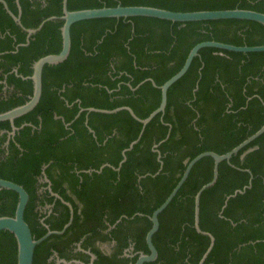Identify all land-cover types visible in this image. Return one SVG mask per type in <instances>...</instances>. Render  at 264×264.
<instances>
[{
	"label": "trees",
	"instance_id": "trees-1",
	"mask_svg": "<svg viewBox=\"0 0 264 264\" xmlns=\"http://www.w3.org/2000/svg\"><path fill=\"white\" fill-rule=\"evenodd\" d=\"M5 1L28 28L50 16L63 15L62 0ZM119 3L175 11L239 7L264 12V0H67V7L78 10ZM62 24L60 19L48 20L27 40V32L0 3V70L6 73L17 67L20 76H30L36 60L61 50ZM213 39L261 45L264 25L242 19L172 22L147 16L93 18L72 25L68 57L44 66L39 102L14 120L15 125L28 122L36 128L26 126L16 137L23 150L13 140L8 154L0 147V178L27 190L30 199L24 217L36 238L46 229L39 228L33 216L34 183L49 160L53 161L45 172L53 188L74 206V223L79 215L74 200L60 188L61 178L68 180L78 200L85 203L82 212L89 215L87 221L91 207L98 202V207L113 203L116 216L125 214L139 222L136 248L149 252L145 241L151 226L149 216L175 187L186 163L203 151L225 153L264 124V51L244 53L214 47L199 50L187 72L170 86L165 111L145 125L126 109L114 113L87 110L126 105L140 118L147 117L161 98L160 89L147 78L163 84L182 67L196 43ZM20 76L15 72L8 75V85L19 91L7 97L1 96L0 84V113L24 104L32 95V80ZM55 114L64 120L56 119ZM65 123L70 126L66 128ZM0 129H10V121H0ZM5 138L0 137V144ZM134 140L137 142L124 152ZM105 157L112 166L95 171ZM213 166L210 156L197 161L159 214V228L152 240L162 264H264V132L234 153L230 163L221 161L215 183L200 196V228L214 237L201 262L210 237L194 226V198L212 179ZM89 168L94 170L76 173ZM90 177L108 190V196L98 197L100 189L96 197L89 192L86 182ZM249 183L244 192L233 195ZM17 201L15 191L1 189L0 216H13ZM68 215L66 210L62 224ZM49 246L47 241L36 246L33 264H46ZM16 253L13 234L0 231V264H16Z\"/></svg>",
	"mask_w": 264,
	"mask_h": 264
},
{
	"label": "water",
	"instance_id": "water-1",
	"mask_svg": "<svg viewBox=\"0 0 264 264\" xmlns=\"http://www.w3.org/2000/svg\"><path fill=\"white\" fill-rule=\"evenodd\" d=\"M0 3L3 4L5 10L13 18V20L25 32H27V40L30 37V35L36 33L46 21L52 19L63 20V24L61 26V38H62L61 50L58 53L48 54L36 60L33 64V72L30 76H28V78H30L33 82L32 95L24 104L18 105L16 107H13L7 111L0 113V121L9 120L11 121L12 124L14 123V119L16 117H19L27 113L28 111L32 110L39 102L42 93V72L44 66L46 64H58L64 61L68 57L71 48V27L74 23L78 21L85 19H93V18H105V17L128 18L131 16H147V17L170 20L172 22H189V21L219 20V19H242V20L256 21L264 25V12H260L253 9H247V8H239V7H235L231 9L228 8V9H214V10L175 11V10H170L155 6L122 5L119 3L116 6H102L98 8L69 10L67 7V0H62L63 15L50 16L47 19L43 20L36 28H28L23 26L20 17L11 11L5 0H0ZM203 47H214V48L225 49L236 52H244V53L264 51V44L249 46V45H235V44L217 41L214 39L204 40L196 43L190 49L182 67L174 75H172L169 79H167L163 84L158 86L151 78H148L149 80L152 81L153 85L157 86L161 90V101L159 106L155 110H153L147 117L140 118L135 114L133 109L129 106H121L114 109L88 107L87 110L89 111L93 110L104 113H113L122 109H126L136 120L141 122L143 125L147 124L156 114H158L159 112H164L167 103V91L169 87L187 72L193 58L199 55V50ZM263 132H264V124L255 133L250 135L246 140H244L237 146L233 147L231 150L222 154H219L212 150L203 151L186 163V167L175 187L172 189V191L166 197V199L153 211L152 215L150 216L152 225L146 234V242L149 248V253L148 254L142 253L137 259L135 264H144V262L146 261L147 262L153 261L157 258L158 252L155 245L153 244L152 238L159 228V219H158L159 214L175 196L178 189L186 180L193 165L201 158L205 156H210L214 160L212 179L207 183H205L203 186H201V188L195 194V198H194V226L199 233L208 235L210 237V246L208 247L203 258L201 259V262L203 261V259L206 257L207 253L211 250L213 246L214 237L210 232L204 231L200 228L199 225L200 196L206 188L212 186L215 183L218 177L219 163L223 160H226L230 163V158L234 153L238 152L242 147H244L247 143L258 137ZM136 142L137 140H134L129 145V148L125 149L124 152L130 149ZM158 158L161 161L160 155L158 156ZM123 160H125V155ZM247 187H250V183L244 186L243 189L236 190L233 195H235L236 193L244 192V189H246ZM3 188L15 191L18 194V201L13 216H8V215L0 216V231L8 230L13 234L15 238L16 248H17L16 264H33L34 252L36 246L45 238H47L51 233H60L62 231L49 230L43 236L39 238H35L29 224L27 223L24 217L25 209L29 200L28 192L25 190V188L22 185L8 179L0 178V189Z\"/></svg>",
	"mask_w": 264,
	"mask_h": 264
},
{
	"label": "flooded vegetation",
	"instance_id": "flooded-vegetation-1",
	"mask_svg": "<svg viewBox=\"0 0 264 264\" xmlns=\"http://www.w3.org/2000/svg\"><path fill=\"white\" fill-rule=\"evenodd\" d=\"M12 72H15L17 76H20L17 73V67L11 68L6 73H3L0 70V75H3V78L0 79V84H3L1 93L2 97H7V94L10 95L13 92L19 91L14 85H8L7 83L8 75ZM20 77L25 79L28 78V76ZM18 95L22 96L23 94L18 92ZM54 117L56 119L64 120L61 115L59 116L55 114ZM69 124L70 123H65V127L68 128L70 126ZM30 125L31 123L28 122L15 125L10 121V129H0V137L6 135L5 140L3 139L0 144V147L5 151V155L8 154L11 140H13L16 148L23 150L19 142H16V137L20 135V131L24 129V127ZM31 126L32 129L36 128L34 125ZM38 128L40 129V125ZM89 130L94 133L93 129L89 128ZM106 141L107 138L102 141V144ZM107 157L110 158V156ZM108 158L105 157L100 169L95 171L100 173L105 166H112L109 163ZM52 161L53 160H49L46 164L42 165L40 175L36 176L33 194V216L36 219L35 221H38L40 224L38 227L41 228L43 226L46 229V233L49 230L62 231L60 233H51L47 238L40 242L47 241V243L50 244L48 256L46 257V264H135L142 253H149L136 248L137 241L135 233L139 222L132 221V219L125 214L116 216L113 203L111 205L98 207V202L91 207L93 211L90 219L87 221L85 218L89 217V215L82 212L86 207L85 203L78 200L76 196L77 194L71 188L68 180L61 178L60 188L64 189L66 195H69L74 200L76 213L79 215V219L74 223V206L70 201L66 200L59 191L53 188V182L45 172V169L52 163ZM92 170H94V168L79 169L76 170V173H91ZM52 172L53 178H57L56 170H52ZM94 179L95 178L90 177L86 182L89 192L93 193L96 197L100 189L98 197L108 196V190L103 188L100 183ZM103 179H100L101 183L103 182ZM82 180L84 181L83 177L80 178V181ZM66 210L69 212L68 220L62 224L63 220L61 221V219ZM47 220L50 221V223L47 222ZM157 258L153 261H146L144 264H162L157 261Z\"/></svg>",
	"mask_w": 264,
	"mask_h": 264
},
{
	"label": "crops",
	"instance_id": "crops-1",
	"mask_svg": "<svg viewBox=\"0 0 264 264\" xmlns=\"http://www.w3.org/2000/svg\"><path fill=\"white\" fill-rule=\"evenodd\" d=\"M18 16H19V15H18ZM19 17H20V16H19ZM20 20H21V19H20ZM147 80H149V79L147 78ZM150 81H151V80H150ZM151 82H152V81H151ZM154 82H155V81H154ZM174 83H175V82H174ZM174 83H173V84H174ZM140 84H141V83H140ZM140 84H139V85H140ZM139 85L136 86V87H132V90H136V89L139 87ZM156 85H157V84H156ZM154 86H155V85H154ZM158 86H159V85H158ZM156 87H157V86H156ZM197 87H198V85H196L195 90L197 89ZM157 88H158V87H157ZM169 88H170V87H169ZM168 90H169V89H168ZM160 91H161V90H160ZM167 93H168V91H167ZM160 101H161V98H160ZM159 104H160V102H159ZM166 105H167V103H166ZM124 106H126V105H124ZM158 106H159V105H158ZM158 106H157V107H158ZM119 107H121V106H119ZM116 108H117V107H116ZM165 108H166V107H165ZM155 109H156V108H155ZM155 109H154V110H155ZM164 111H165V110H164ZM113 113H114V112H113ZM159 113H160V112H159ZM162 113H163V112H162ZM115 170L118 171V170H119V167L115 168ZM151 225H152V224H151Z\"/></svg>",
	"mask_w": 264,
	"mask_h": 264
}]
</instances>
